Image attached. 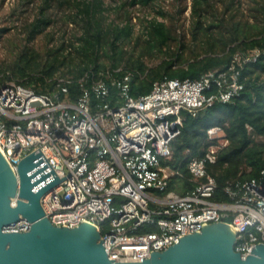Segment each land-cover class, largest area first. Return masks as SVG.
I'll list each match as a JSON object with an SVG mask.
<instances>
[{"label": "built area", "instance_id": "obj_1", "mask_svg": "<svg viewBox=\"0 0 264 264\" xmlns=\"http://www.w3.org/2000/svg\"><path fill=\"white\" fill-rule=\"evenodd\" d=\"M236 56L226 71L198 80L164 78L138 98L130 95L132 74H122L121 68L87 86L79 79L76 101L67 97L69 77L57 76L58 90L52 94L6 81L0 85V153L16 173L19 162L39 150L60 180L40 198L45 217L57 227L93 226L110 260L139 264L151 252H162L213 223L234 229V251L245 258L255 245H264V166L258 178L227 184V202L213 200L216 184L205 164H212L227 144L220 127L207 131L208 139L219 143L188 163L196 183L192 191H169L177 173L164 165L171 158L181 112L194 116L239 96L243 84ZM92 97L99 102L96 110ZM29 227L21 219L6 231Z\"/></svg>", "mask_w": 264, "mask_h": 264}, {"label": "trees", "instance_id": "obj_2", "mask_svg": "<svg viewBox=\"0 0 264 264\" xmlns=\"http://www.w3.org/2000/svg\"><path fill=\"white\" fill-rule=\"evenodd\" d=\"M50 1L44 0L38 16L25 26L26 44L51 26L45 15ZM161 1L131 0L130 5L155 9ZM173 1L179 4L181 0ZM238 1L191 0L188 48L174 35L173 16L169 24L158 18L139 23L140 32L135 34L128 18L122 24L108 22V9L102 0H59L58 8L68 13L66 22L78 26L77 34L67 43L46 48L42 55L25 46L10 66L0 70V85L14 80L38 94H52L58 90L55 78L69 77L67 97L76 101L81 94L79 79H84L87 86L106 71L121 68L122 74H132L130 95L138 98L164 78L198 80L208 73L226 71L237 55L241 59L239 81L243 84L239 96L228 103H215L194 116L181 112L179 133L170 143L171 158L164 163L177 173L169 183V191L178 195L192 191L196 183L188 173V163L203 158L210 146L219 143L208 139L207 131L220 127L227 144L216 152L212 164L206 162L205 169L216 184L212 199L227 202V184L258 178L264 166V0H246L244 20L233 13ZM183 11L180 8L176 14ZM156 13L159 17L169 16L160 6ZM172 43L178 48L171 50ZM187 48L190 55L184 60L182 54ZM157 56L162 57L160 64L147 66L146 59ZM114 96L115 90L111 89L110 98ZM91 103L92 110H96L99 102L92 97ZM110 106L116 103L112 101Z\"/></svg>", "mask_w": 264, "mask_h": 264}, {"label": "water", "instance_id": "obj_3", "mask_svg": "<svg viewBox=\"0 0 264 264\" xmlns=\"http://www.w3.org/2000/svg\"><path fill=\"white\" fill-rule=\"evenodd\" d=\"M58 183L39 150L24 157L16 173L0 153V264H138L110 260L100 232L87 223L75 228L50 223L40 198ZM21 219L30 224L28 231H6ZM236 239L231 226L209 224L139 264H264L263 244L241 258L234 251Z\"/></svg>", "mask_w": 264, "mask_h": 264}, {"label": "rangeland", "instance_id": "obj_4", "mask_svg": "<svg viewBox=\"0 0 264 264\" xmlns=\"http://www.w3.org/2000/svg\"><path fill=\"white\" fill-rule=\"evenodd\" d=\"M108 11L106 16L109 21H114L116 24H122L128 18L134 25V33L139 34L140 25L152 18H158L159 21H164L169 24L170 16L174 18L175 36L181 38L182 42L188 48L190 47V13L191 0H181L179 4L173 0H164L155 5V9L151 7H140L139 5L131 6V0H102ZM238 0H235L237 2ZM44 0H0V70H5L16 59L18 53L22 52L25 46L33 49L39 54H43L46 48L58 45L61 42L67 43L72 39L73 34H77L78 26H74L66 22L65 10L58 8L59 0H51L49 8L45 11L46 17L51 21V26L47 28L42 35H39L32 43H25V26L38 16L40 9L44 6ZM161 7L162 11L169 16L159 17L156 10ZM238 13V18L247 19L246 0H239L234 5ZM184 8L180 14L176 11ZM220 10L221 7H218ZM226 18L229 13H226ZM5 30V31H1ZM51 37V40L48 39ZM171 50L178 48L176 43L170 45ZM186 49L182 57L187 59L190 55V50ZM195 52H199L194 50ZM162 57L157 56L152 60L146 59V64L149 67L156 66ZM103 62H106L102 59ZM6 72V71H5Z\"/></svg>", "mask_w": 264, "mask_h": 264}]
</instances>
